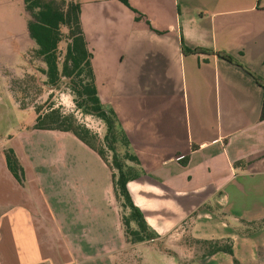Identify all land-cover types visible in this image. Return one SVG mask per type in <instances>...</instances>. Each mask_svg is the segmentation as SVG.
Returning a JSON list of instances; mask_svg holds the SVG:
<instances>
[{
  "label": "crops",
  "instance_id": "crops-1",
  "mask_svg": "<svg viewBox=\"0 0 264 264\" xmlns=\"http://www.w3.org/2000/svg\"><path fill=\"white\" fill-rule=\"evenodd\" d=\"M76 1L98 97L137 158L126 187L154 236L125 241L94 149L33 128L50 142L35 144L41 161L13 147L22 183L0 145V264H148L160 239L161 264H264V0ZM189 240L206 249L188 253Z\"/></svg>",
  "mask_w": 264,
  "mask_h": 264
},
{
  "label": "trees",
  "instance_id": "trees-1",
  "mask_svg": "<svg viewBox=\"0 0 264 264\" xmlns=\"http://www.w3.org/2000/svg\"><path fill=\"white\" fill-rule=\"evenodd\" d=\"M121 1L128 4L127 0ZM22 3L28 14L25 21L26 32L33 42L31 54L40 62L37 70L44 75L42 83L47 88H56L59 84L65 83L72 93L75 106L82 113L96 116L104 122L105 131L102 141L111 150V160L109 162L106 159L100 144L94 145L92 139L95 136L85 126L77 123L72 113L63 112L58 106L48 104L41 110L43 106L35 105L32 128L70 131L94 149L110 169L112 187L118 205L128 209L127 214L120 213L125 241L132 243L152 238L154 232L147 228L142 212L132 203L126 187V181L137 174L135 167L137 158L126 149L120 157L115 149L116 142L124 148L126 139L118 126L114 112L111 108L105 107L98 97L90 62L91 51L80 24L78 2L76 0H22ZM61 40L64 41V47L60 51L58 44ZM194 51L203 50L194 49ZM218 55L232 61L229 55L223 53ZM262 86L259 119L264 118V84ZM2 152L8 170L19 183H22L23 169L14 150L6 146L2 148ZM127 160L132 161L134 165L128 164ZM112 167L115 171H112ZM214 249L230 252L229 246L218 245Z\"/></svg>",
  "mask_w": 264,
  "mask_h": 264
},
{
  "label": "rangeland",
  "instance_id": "rangeland-1",
  "mask_svg": "<svg viewBox=\"0 0 264 264\" xmlns=\"http://www.w3.org/2000/svg\"><path fill=\"white\" fill-rule=\"evenodd\" d=\"M27 17L22 0H0V145L10 146L12 149L19 146L25 154L26 151H30L26 154L27 156L33 157L36 154L42 157L39 161L43 160L44 153H37L35 144L38 145L40 142V144H49L50 141H47V136L43 133L33 131L34 106L40 104L43 110L48 104H52L58 106L63 112L72 113L77 123L85 126L95 136L92 139L94 145L102 146L104 155L110 162L111 150L102 141L105 131L104 122L96 116L82 113L75 106L72 93L65 83L59 84L56 88H47L42 83L44 75L37 70L40 62L32 56L30 50L33 42L25 28ZM58 46L60 51L63 50L64 41L61 40ZM114 145L121 157L124 151L123 146L118 142ZM49 147L46 145L42 150L47 152ZM112 171H115L114 167ZM119 212L127 214L128 209L119 206ZM130 224L133 225L132 222ZM164 245L166 243L162 239L153 240L147 244V249L151 250L150 252L145 250L146 254L143 257L147 259L148 264H161L159 250H166ZM167 245V250L174 249L173 243L171 245L167 243ZM187 247L190 254L196 247L206 249L204 244L190 240ZM138 260L139 264L144 262V260L143 262L141 259ZM185 261L187 264L196 262L194 258H188Z\"/></svg>",
  "mask_w": 264,
  "mask_h": 264
}]
</instances>
